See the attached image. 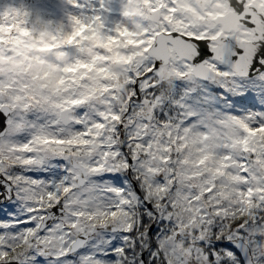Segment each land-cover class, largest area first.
Wrapping results in <instances>:
<instances>
[{
  "label": "snow or ice",
  "instance_id": "snow-or-ice-1",
  "mask_svg": "<svg viewBox=\"0 0 264 264\" xmlns=\"http://www.w3.org/2000/svg\"><path fill=\"white\" fill-rule=\"evenodd\" d=\"M27 15L5 5L0 34ZM122 17L56 29L113 39L115 80L0 77V264H264V0H126Z\"/></svg>",
  "mask_w": 264,
  "mask_h": 264
},
{
  "label": "flooded vegetation",
  "instance_id": "flooded-vegetation-1",
  "mask_svg": "<svg viewBox=\"0 0 264 264\" xmlns=\"http://www.w3.org/2000/svg\"><path fill=\"white\" fill-rule=\"evenodd\" d=\"M82 1L77 0L79 12L83 15L85 13L81 18L100 15L103 12L105 17L118 16L120 21L123 19L122 7L126 0H87L86 10ZM102 2L104 7L101 9ZM67 3L68 0H0V9L5 5H11L28 12V15L22 17L20 21L23 27L20 28L19 35L0 34V42H2L0 77L16 81L28 80L37 90L46 89L50 92H57L71 87L72 81L89 76L88 63L82 61L75 64L67 63V57L61 51V47L71 43L82 48L88 61L89 46L86 43L94 42L97 45L96 55L101 57L103 35L99 27H91L83 23H77L68 33L71 39L57 32L56 29L59 27L66 31L70 30V24L66 19ZM124 22L131 25L132 17L126 18ZM7 31V29H0L2 33ZM126 32L124 37L126 42L130 43L135 39L136 33ZM40 68L49 70V72L34 78L32 75L34 69L40 70ZM62 79L64 83L61 82Z\"/></svg>",
  "mask_w": 264,
  "mask_h": 264
},
{
  "label": "rangeland",
  "instance_id": "rangeland-1",
  "mask_svg": "<svg viewBox=\"0 0 264 264\" xmlns=\"http://www.w3.org/2000/svg\"><path fill=\"white\" fill-rule=\"evenodd\" d=\"M83 2V4H84V6H85V10L87 9V7H86V5H88V2H87V0H83L82 1ZM67 7H68V13L66 14V19L68 20V24H70V21H69V17L71 16V15H76V16H79V17H83L84 15H85V13H84V15L82 14V13H80L79 12V10H78V3H77V0H76V3L75 4H70L69 2L67 3V5H66ZM77 25V24H76ZM69 27H70V25H69ZM123 33H125V32H123ZM113 45H115V42H113V43H111V42H109L108 43V46H113ZM90 63L93 65V63H94V60L92 61H90ZM117 64H119L118 62H115V66L117 65ZM42 70H44V68H40V71H42ZM106 73V71L104 72V74ZM33 77H35V75H33ZM96 78L97 77H95V76H91V79L93 80V81H95L96 80Z\"/></svg>",
  "mask_w": 264,
  "mask_h": 264
},
{
  "label": "trees",
  "instance_id": "trees-1",
  "mask_svg": "<svg viewBox=\"0 0 264 264\" xmlns=\"http://www.w3.org/2000/svg\"><path fill=\"white\" fill-rule=\"evenodd\" d=\"M104 37H105V34H104ZM104 51H105V54H109L110 53V48L109 47L104 48ZM114 76H115V78H111L112 80H115L116 79V73H114Z\"/></svg>",
  "mask_w": 264,
  "mask_h": 264
}]
</instances>
